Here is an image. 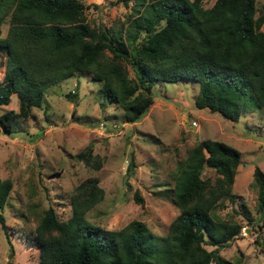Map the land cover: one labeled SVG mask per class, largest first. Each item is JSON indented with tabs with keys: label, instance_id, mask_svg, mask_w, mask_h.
Masks as SVG:
<instances>
[{
	"label": "trees",
	"instance_id": "1",
	"mask_svg": "<svg viewBox=\"0 0 264 264\" xmlns=\"http://www.w3.org/2000/svg\"><path fill=\"white\" fill-rule=\"evenodd\" d=\"M129 2L124 21L110 29L90 24L86 11L99 6L84 0H0V51L6 55L0 106L13 94L18 100V110L0 113L4 134L13 132L17 117L41 107L48 87L80 73L99 83L127 123L147 113L152 88L162 81H197L194 106L228 121L239 120L250 97L264 108V12L256 14V0H215L210 7L203 0H115ZM6 19L7 33L1 36ZM240 156L223 141L194 144L174 172L171 197L178 214L157 239L138 220L118 230L87 221L103 190L86 179L71 197L67 220L52 207L43 211L28 239L38 249L36 264H236L218 250L242 226L221 220L215 207L231 198ZM205 167L215 171L214 180L200 176ZM252 186L264 222V171L258 166ZM9 190L7 180L0 183V209ZM135 200L142 203L138 194Z\"/></svg>",
	"mask_w": 264,
	"mask_h": 264
},
{
	"label": "rangeland",
	"instance_id": "2",
	"mask_svg": "<svg viewBox=\"0 0 264 264\" xmlns=\"http://www.w3.org/2000/svg\"><path fill=\"white\" fill-rule=\"evenodd\" d=\"M214 1L202 3L210 7ZM84 2L99 6L86 11L90 24L110 29L131 11L130 2L127 6L115 0ZM256 10L264 12V0H256ZM7 27L8 19L1 36ZM5 63L6 55L0 51V79ZM198 91L195 80L157 82L147 113L127 123L122 110L101 94L99 83L80 73L48 87L41 107L17 117L11 134L0 128V183H10L7 202L0 209V264H36L38 249L28 239L43 211L52 207L60 220H67L71 197L90 178L102 188L103 198L86 213L87 221L118 230L138 220L153 238L164 236L178 214L171 197L174 172L192 146L204 139L223 141L241 153L231 198L221 200L215 213L242 229L218 254L236 264H264V222L252 186L254 167L264 171V108L250 97L239 120L228 121L197 109ZM9 109L18 110L16 94L0 106V113ZM200 176L214 180L216 174L205 167Z\"/></svg>",
	"mask_w": 264,
	"mask_h": 264
},
{
	"label": "crops",
	"instance_id": "3",
	"mask_svg": "<svg viewBox=\"0 0 264 264\" xmlns=\"http://www.w3.org/2000/svg\"><path fill=\"white\" fill-rule=\"evenodd\" d=\"M7 29H8V27H7ZM4 71H5V65H4ZM3 75H4V72H3ZM2 80V78L0 79V81ZM12 96V95H11Z\"/></svg>",
	"mask_w": 264,
	"mask_h": 264
}]
</instances>
